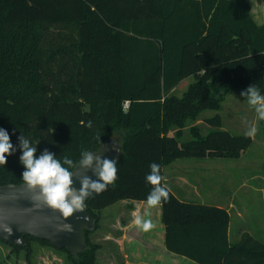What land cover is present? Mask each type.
<instances>
[{"label":"trees","instance_id":"16d2710c","mask_svg":"<svg viewBox=\"0 0 264 264\" xmlns=\"http://www.w3.org/2000/svg\"><path fill=\"white\" fill-rule=\"evenodd\" d=\"M253 84L264 91V23L248 0H0V128L17 148L0 165V185L23 183L21 135L37 155L47 148L74 163L117 136L118 179L86 202L95 228L85 230V250L58 249L73 264H97L89 236L101 211L145 201L151 163L163 176L175 159L238 158L250 146L252 137L221 128L219 111L227 91ZM205 110L216 111L204 119L214 129L191 126L182 141ZM161 206L170 252L196 264H264V240L250 232L230 240L225 207L183 201L170 189ZM24 239L22 247L5 244L51 245Z\"/></svg>","mask_w":264,"mask_h":264},{"label":"rangeland","instance_id":"374dc122","mask_svg":"<svg viewBox=\"0 0 264 264\" xmlns=\"http://www.w3.org/2000/svg\"><path fill=\"white\" fill-rule=\"evenodd\" d=\"M248 1L254 6L257 21L264 20V0ZM192 81L190 77L185 78L177 86L175 94L182 95ZM260 93L264 95V91ZM219 113L222 117L221 128L233 134H246L251 126H255L257 131L252 137L250 146L240 157L206 159V171L204 170L200 176L199 183L201 198L211 204H222L230 209L231 241L237 240L243 232H250L264 240V120L257 118L255 110L248 104L247 98L241 96V92L236 90L227 91ZM215 114L214 110H205L201 117L210 118ZM194 123L195 121L184 128L182 141L191 138L190 128ZM197 127L205 134L214 129L206 123ZM192 161L202 160L178 158L165 167L166 174L171 168H181L186 164L194 163ZM189 178L191 179V176ZM172 257H179L180 260L185 259L192 263L179 255L172 254ZM99 263L110 264L105 259L97 262V264ZM0 264L73 263L68 252L58 250L50 244L31 241L27 248H14L0 242Z\"/></svg>","mask_w":264,"mask_h":264},{"label":"clouds","instance_id":"9594fccd","mask_svg":"<svg viewBox=\"0 0 264 264\" xmlns=\"http://www.w3.org/2000/svg\"><path fill=\"white\" fill-rule=\"evenodd\" d=\"M247 98L248 104L255 110L257 118L264 120V95L253 84L241 92ZM89 126L90 122H89ZM257 129L251 126L246 135L253 137ZM19 142V162L23 166L21 178L26 188L36 193L37 203L45 208L57 212L64 221L69 220L77 212L84 209L85 200L93 193L100 194L118 179L116 160L102 157L91 151L81 153L78 164L65 157L63 162L47 148L37 155V147L33 146L23 135L17 137ZM17 151L11 142V136L4 128H0V165L5 166L10 155ZM67 165V167H65ZM72 169V170H70ZM77 169L81 171L78 173ZM91 171L96 179L86 175ZM75 179L79 180L80 187H74ZM146 183L151 186L145 200L143 211L137 209L133 213L132 225L143 232L154 230L157 225L150 218L151 209L159 207L169 199V189L164 183L160 166L153 162L150 172L145 177ZM63 231H71V224L64 223Z\"/></svg>","mask_w":264,"mask_h":264},{"label":"crops","instance_id":"0c3cea01","mask_svg":"<svg viewBox=\"0 0 264 264\" xmlns=\"http://www.w3.org/2000/svg\"><path fill=\"white\" fill-rule=\"evenodd\" d=\"M251 7L252 15L256 22L259 24L264 23V20H261V22L257 21L254 13V6L252 4ZM189 77L194 81L193 76ZM177 86H175V88L172 90L174 93L176 92ZM201 114L195 121V123L191 126H198L205 123V118H202ZM174 131L175 130L171 131V133H173ZM206 159L207 158L197 159L202 161H192L194 163H189L190 165L186 164V166H182L181 168L179 167L177 169L173 167L167 174L165 171V167L170 165L174 160L169 162L168 164H165L163 166V177L165 178L164 183L179 199L183 201L211 204L201 198V193L199 191V183L201 180L200 176L204 173V170L206 171ZM190 176L191 179L189 178ZM212 205L224 207L222 204ZM144 208L145 201L121 200L104 208L101 211L99 226L96 230L91 232L89 236L90 240L93 243L99 245V249L96 252V261L99 262L101 259H105L109 261L110 264L191 263L189 261H186L185 259L180 260L179 257H172V254L174 253L170 252L166 248L165 227L162 222L161 205L150 210V218L157 225L154 230L143 232L132 225L133 213L137 209L143 211ZM226 209L228 211L230 210L229 208ZM230 234L231 221L229 226V238ZM182 257L186 258L184 256ZM194 263L192 261L191 264Z\"/></svg>","mask_w":264,"mask_h":264},{"label":"water","instance_id":"95a60500","mask_svg":"<svg viewBox=\"0 0 264 264\" xmlns=\"http://www.w3.org/2000/svg\"><path fill=\"white\" fill-rule=\"evenodd\" d=\"M93 153L118 162L122 154L121 140L117 137L107 138ZM80 171L77 169L78 173ZM86 175L96 179L91 171ZM74 180V187L79 188V180L75 177ZM89 197L84 202L82 212L64 221L57 212L34 203L36 193L28 190L24 182L0 185V240L22 247L25 245L24 237L33 236L50 242L57 249H67L78 255L86 248L85 230L95 228V220L85 208ZM64 223L71 224L72 230H61Z\"/></svg>","mask_w":264,"mask_h":264},{"label":"built area","instance_id":"2783aa9c","mask_svg":"<svg viewBox=\"0 0 264 264\" xmlns=\"http://www.w3.org/2000/svg\"><path fill=\"white\" fill-rule=\"evenodd\" d=\"M127 105H128V102L125 103V106H127Z\"/></svg>","mask_w":264,"mask_h":264}]
</instances>
